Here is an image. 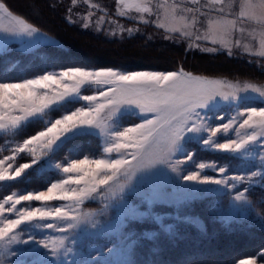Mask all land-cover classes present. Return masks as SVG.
<instances>
[{"label":"snow or ice","instance_id":"obj_1","mask_svg":"<svg viewBox=\"0 0 264 264\" xmlns=\"http://www.w3.org/2000/svg\"><path fill=\"white\" fill-rule=\"evenodd\" d=\"M84 2L88 3L89 0ZM238 2L236 19L228 20L222 16L209 21V33L227 35L237 30L238 23L243 25L245 22H255L259 31L253 29L248 32V36L252 41L258 40V46L250 42L243 44V47L250 54L264 56V0ZM72 3L75 5L77 0H72ZM193 3H199V0H193ZM209 3L223 5L225 0H209ZM118 4V14L122 16L132 10L148 14L153 11L151 0H118ZM91 7L98 8L99 5L91 4ZM168 11L175 17L176 6ZM217 11L223 13L224 8ZM5 20L6 25L3 23ZM143 22L147 23L146 20ZM196 22L193 18L192 24L195 25ZM158 26L165 27L163 23ZM169 30L180 29L172 27ZM238 30L245 32L242 26ZM38 31L26 18L14 14L5 2H0V32L31 37ZM215 42L217 41L213 39V43ZM221 43L227 41L222 39ZM233 43L237 47L241 46L239 39ZM93 85L97 86L94 94H82V91ZM227 87L232 90H223L224 83L220 80L194 76L183 69L121 73L113 69L88 70L75 67L58 74L45 73L32 79L0 82V132L17 136L24 132L26 125H39V130L28 134L11 148L10 155L0 158V183L26 180L33 174L29 170H39L45 166L54 167L64 174L55 182H50L46 190L29 191L26 194L12 192L0 199V264H5L8 255H19L13 246L20 244L31 245L25 249L27 255L36 258L31 264H112L106 258L92 260L91 253L86 260L73 256L69 261L68 257L74 250L69 245V240L71 245H75L77 240L67 233L75 231L84 223L98 231H102L104 227L119 231L124 223L118 219L114 223L98 227V222L91 219L94 214L82 213L81 205L85 200L94 198V194L103 195L102 189H107L111 197L115 198L117 192L113 190V184H117L118 191L122 194L129 187L136 171L164 164L173 172H178L180 165L194 160V155L185 149L186 139L200 142L204 147L215 151L232 153L237 159L255 154L260 158V165L259 170L250 171L246 175L229 176L226 175L229 169L217 167L215 162H200L195 165L199 171L181 175L182 180L199 185L235 188L236 185L231 181L252 182L257 176L264 179V153L256 150L257 145L264 148V143H260L264 141V107L238 110L227 122H223L224 117L216 116L221 121L216 126L200 111H214L218 100L238 101L242 99L238 94L240 92L251 91L264 98V87L254 84H246L243 88L231 84ZM80 100L86 104L75 110H66L59 118H49L50 112ZM124 108L138 109L141 121L122 129L117 127L115 121ZM90 130H98L97 134L104 137L103 158L85 157L54 162L55 154L62 145L70 138L88 134ZM229 133H234L235 138ZM221 139L223 142H220ZM22 154L30 157L29 162L17 163L18 157L23 158ZM178 154H182L183 159H175ZM205 169L218 171L222 178L202 174ZM121 177L127 182L119 183ZM211 191L210 188H200L190 195ZM120 199L123 204L122 195ZM233 199L246 202L244 192L238 191ZM34 201L40 202L43 207L31 206ZM53 202L71 203L55 205ZM24 204L28 206L17 207ZM8 214H14L15 218H10ZM158 223L165 232H170L173 228L172 224L163 221ZM27 226L54 230L65 235L37 239V234L29 232ZM25 234L27 238L22 239ZM121 235L127 240L124 233ZM117 250L110 249V252ZM96 251L99 256H103L102 250ZM258 260L264 264V252L259 257L251 255L239 259L237 264H258ZM9 264L29 262L10 261Z\"/></svg>","mask_w":264,"mask_h":264},{"label":"rangeland","instance_id":"obj_2","mask_svg":"<svg viewBox=\"0 0 264 264\" xmlns=\"http://www.w3.org/2000/svg\"><path fill=\"white\" fill-rule=\"evenodd\" d=\"M24 1L29 5V9L30 7H35L37 3H40L39 0ZM52 1L55 6L63 7L62 16L66 21L81 30H87L93 34L105 37L107 40L115 38L125 40L128 36L135 34L144 35L150 40H170L173 38L172 35L178 34L186 38L185 47L188 50L212 52L214 54L223 50L234 58L241 60L245 59L253 64L255 63L257 66H264L263 62L253 57L264 58V56L250 54L248 51H245L243 47V44L250 42L258 46V40L252 41L251 37L248 36V32L253 31V29L257 32L259 31V27L255 22L249 21L245 22L243 25L238 23L237 30L227 35L223 33H209V21L217 20L222 16L228 20L236 19L235 14L239 11L238 0H225L223 5L210 4L209 0H199V3H193V0H151V7L153 9L151 14L138 13L132 10L126 12L123 16L118 14V0H89L88 3H85L84 0H77L75 5H73L72 0ZM0 2L2 1L0 0ZM14 2L19 4V2H23V0H14ZM91 4H97L99 7L92 8ZM161 5H164V7H161ZM174 5L176 6L175 17L168 11ZM221 7L224 8L223 13L217 11ZM187 9H193L194 11L189 12ZM89 13H91V16H89ZM101 17L103 18L102 20ZM141 17H143V20H146L147 23L143 22ZM193 18L197 21L195 25L192 24ZM3 23L6 25L7 21L5 20ZM161 23H163L165 27H159L158 25ZM185 24H187V26H185ZM241 26L245 28L244 33L238 30ZM172 27L180 30L170 31L169 29ZM129 29L132 31H128ZM185 33H187V35H185ZM206 36L207 38H205ZM213 39L217 42L213 43ZM222 39L227 41V43H221ZM237 39L241 41L240 47H237L233 43ZM11 42H15L20 48L31 49L42 42H56V39L40 29L31 37L0 32V49L6 48ZM95 42L101 49L105 48V50L111 49L114 51L117 48L114 44H106L98 40H95ZM143 47L147 49L153 48L150 45ZM155 61L160 63L157 60ZM148 63L151 64L154 63V61L148 60ZM123 66L124 67L109 66L107 63L106 65L96 67L69 66L41 74H58L62 70L75 67L86 68L88 70L113 69L121 73L178 71L174 69L136 68L137 66L134 65ZM211 67L214 69L218 68L221 73L204 74L194 72L192 74L194 76L222 81L224 83L223 90L225 91L232 90L227 87L229 84L239 88H243L246 84L264 87V81L237 77V72L229 71L223 64L217 63ZM41 74L24 79H32ZM24 79L0 82H17ZM96 90L97 86L93 85L90 89L82 91V94L91 95L94 94ZM238 94L242 99L238 101L218 100V105L214 111H200L202 114L207 115L209 122L213 126H216L221 123L219 119L215 118L216 116L224 117L223 122H227L238 110L243 111L247 107H264V102H262L264 98L259 97L257 93L248 91ZM84 104H86V102L82 100L71 104H65L58 110L50 112L49 118H59L66 110H75V108L81 107ZM141 119L142 117H140L138 109L124 108L118 115L115 124L122 129L131 126L133 123H139ZM97 131L98 130H90L88 134L99 139L98 148H94L92 152H89L86 143H73L79 136H82L79 135L70 138L66 144L62 145L61 148L57 150L54 162H63L73 158L83 159L85 157L90 159L103 158L105 156L103 153L105 140L103 136L97 134ZM34 132L27 133L26 135L20 133L17 136L0 132V136H3L4 139L6 138L3 146H0V158H2L3 155H10V150L16 143L21 142L22 138H26L28 134H34ZM228 135L235 138L234 133H229ZM71 140L72 142H70ZM220 142H223L222 139ZM260 143H264V141ZM184 146L187 152L194 155V160L180 165L178 172H173L167 165L157 164L151 169L136 171L131 178L129 187L125 188L122 194L119 193L117 184H113L112 188L117 192L115 198L111 197L107 189H102L103 195L94 194V198L85 200L81 205L80 211L82 213H93L94 215L91 219L98 222V227L109 225L110 223L116 222L118 219L124 221L123 227L119 231L110 227H104L102 231H98L92 228L90 224L84 223L75 231L67 233L69 237L75 236L77 240L75 245H71V240H69V245L74 249L73 253L68 257L69 261H71L73 256H75L76 259L86 260L88 259V254L91 253L92 260H103L106 258L110 260L112 264H174L177 261L180 263V260L185 258V256L180 255L182 251L171 250L168 254L159 249L164 250L165 248L163 249V247L165 245L169 249H171L170 247L174 248L179 246L181 238L188 239L184 237L180 229H187L189 226H193L201 231L206 229L209 230L211 226L220 225L221 223V226L228 229H240L238 230L240 234L241 232L247 234H264V179L257 176L252 182L245 181L241 183L238 181H231L230 183L236 185L235 188H231L217 185H199L184 181L180 178L181 175L187 174L189 171H199L195 165L200 162H215L217 167L222 166L229 169L226 173V175L229 176L236 174L246 175L250 171L259 170V156L254 154L251 157L237 159L232 153L215 151L204 147L200 142L188 139L184 142ZM256 150L264 153V148H260L259 145L256 146ZM113 155L115 156V154ZM22 156L23 158H17V163L29 162L30 157L24 154H22ZM175 159H183V155L178 154ZM29 172L33 174L26 180H18L16 181V186H8L0 190V199H2L4 195L11 194L12 192L26 194L29 191L46 190V186H48L50 182H55L58 177L64 176L63 173L59 172L54 167L46 166L39 170H29ZM202 174L222 178L218 171H214L213 169H205ZM32 177L36 178V180L28 181V179ZM9 182L0 183V187L3 185L7 186ZM20 182L21 184H19ZM126 182L124 177L120 178L119 183ZM177 185H180L179 189ZM200 188H210L212 191L205 194L198 193L195 196L190 195ZM245 189H247L246 192L244 191ZM238 191L244 192L246 202L234 201L233 197ZM121 195L124 198L123 204L120 199ZM61 203L71 202H53L55 205ZM22 206L28 205H18L17 207L19 208ZM31 206L43 207L40 202L35 201L32 202ZM8 215L10 218H15L14 214ZM158 221L172 224V230L170 232H165ZM27 229L29 232L37 234V239L46 236L59 237L65 235V233H59L54 230L38 229L34 226H27ZM186 231L189 233L190 229ZM121 233H124L127 240L122 238ZM245 235L246 234L241 235L243 240L245 239ZM26 238V234L22 236V239ZM151 239L153 240L151 241ZM259 242H261V240ZM150 243L154 244L152 245ZM150 246L155 251H160L156 259L148 258ZM27 247H31V245H14L13 248L20 254L17 256L8 255L5 259V264H9L10 261H26L31 264L32 261H35L36 258L34 256L25 253ZM114 248L118 250L110 252V249ZM97 249L103 251V256L97 254ZM262 252H264V243L262 247L257 248L256 251L248 252L247 255L239 259L247 258L251 255L259 257ZM159 257L162 261L158 260ZM61 259H63V257H61ZM239 259H237L234 264H237ZM258 264H262V262L258 260Z\"/></svg>","mask_w":264,"mask_h":264},{"label":"trees","instance_id":"obj_3","mask_svg":"<svg viewBox=\"0 0 264 264\" xmlns=\"http://www.w3.org/2000/svg\"><path fill=\"white\" fill-rule=\"evenodd\" d=\"M1 1L5 2L12 12L26 18L38 29L54 37L56 42H42L31 49L20 48L15 42H11L6 48L0 49V81L29 78L69 66L96 67L106 65V63L109 66L134 65L137 66L136 68L178 71L183 69L189 73L219 74L221 72L218 68L211 67L218 63L226 66L229 71L237 72V77L264 81V66H257L255 63L254 65L245 59L234 58L223 50L215 54L188 50L185 47L186 38L178 34L172 35L173 38L170 40H150L140 34L130 35L125 40L117 38L107 40L105 37L81 30L66 21L62 16L63 7L55 6L52 0H39L40 3L30 9L24 0L19 4L14 0ZM95 40L114 44L117 48L114 51L101 49ZM146 45L153 48L143 47ZM253 57L264 63V58ZM148 60H153L154 63L149 64ZM38 129L39 125L32 123L25 126L22 134L26 135ZM5 140L6 138L0 136V146H3ZM81 142L87 144L89 152L99 146V139L89 134L79 136L73 143ZM29 180L35 181L36 178L32 177ZM15 184L16 181H11L7 186H1L0 190L8 186H16ZM187 229H190L189 233L186 231ZM187 229H180L184 237L188 239L181 238L179 246L176 245L177 247L169 249L165 245L164 250L159 249L168 254L171 250L182 251L180 255L185 258L180 260V263L177 261L174 264H234L237 259L247 255L248 252L256 251L264 243V234L253 233V235L243 232L240 234L238 231L240 229H228L221 226V223L211 226L209 230L200 231L193 226H189ZM242 234H246L244 240ZM260 240L261 242H259ZM160 251H155L150 246L148 258L156 259ZM160 257L158 260L162 261Z\"/></svg>","mask_w":264,"mask_h":264},{"label":"bare ground","instance_id":"obj_4","mask_svg":"<svg viewBox=\"0 0 264 264\" xmlns=\"http://www.w3.org/2000/svg\"><path fill=\"white\" fill-rule=\"evenodd\" d=\"M254 70V69H253ZM253 72V71H252Z\"/></svg>","mask_w":264,"mask_h":264}]
</instances>
